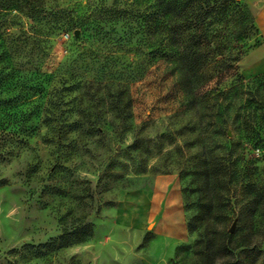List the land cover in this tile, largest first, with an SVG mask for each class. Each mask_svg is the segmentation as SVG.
<instances>
[{"label":"rangeland","instance_id":"obj_1","mask_svg":"<svg viewBox=\"0 0 264 264\" xmlns=\"http://www.w3.org/2000/svg\"><path fill=\"white\" fill-rule=\"evenodd\" d=\"M203 1L191 18L218 2ZM24 5L0 0V264H206L202 233L215 248L232 239L226 264H264V161L249 147L233 160L234 180L260 187L207 180L154 0ZM240 46L239 73H264L263 37Z\"/></svg>","mask_w":264,"mask_h":264},{"label":"trees","instance_id":"obj_2","mask_svg":"<svg viewBox=\"0 0 264 264\" xmlns=\"http://www.w3.org/2000/svg\"><path fill=\"white\" fill-rule=\"evenodd\" d=\"M8 2L14 10L25 13L24 3L28 0ZM197 2L207 7L203 0H154L152 14L157 20H165L173 41L172 86L180 93V105L189 119L185 129L193 135L189 145L195 144L196 158L203 157L199 164L205 166L207 180L213 176L225 187L239 183L242 187H260L261 179L248 178L241 182L232 177L234 157L245 154L248 147L259 154V161H264V73L246 79L237 68L244 48L238 46L253 34L260 36L255 16L245 0H218L210 11L206 9L203 18H191L189 10ZM31 12V18L38 14L35 9ZM7 102L0 98V106ZM178 113L181 112L176 116ZM233 131L240 140L231 136ZM209 211L212 208L200 209L190 217V233L206 227L204 218ZM81 230L71 240L63 237L61 246L85 241L90 232L87 226ZM216 233L221 232L216 230ZM205 236L202 233L197 239L196 248L208 257L206 264H226L223 258L233 254L232 239L215 248L214 238L206 240ZM220 257L222 260L218 261Z\"/></svg>","mask_w":264,"mask_h":264},{"label":"crops","instance_id":"obj_3","mask_svg":"<svg viewBox=\"0 0 264 264\" xmlns=\"http://www.w3.org/2000/svg\"><path fill=\"white\" fill-rule=\"evenodd\" d=\"M247 3L251 9V11L253 12V14L255 15V19H256V25L260 31V35L263 37L264 39V0H247ZM264 62V61H263ZM170 184L169 187H179V185L176 183V180L170 179ZM176 191L174 193V197H176ZM177 199H175V203L176 204ZM178 205V202H177Z\"/></svg>","mask_w":264,"mask_h":264}]
</instances>
